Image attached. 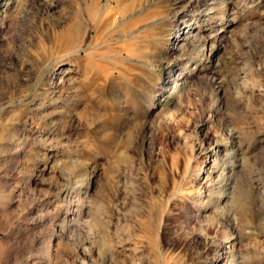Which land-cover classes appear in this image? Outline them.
<instances>
[{"label": "rangeland", "instance_id": "374dc122", "mask_svg": "<svg viewBox=\"0 0 264 264\" xmlns=\"http://www.w3.org/2000/svg\"><path fill=\"white\" fill-rule=\"evenodd\" d=\"M225 249L264 264V0H0V264Z\"/></svg>", "mask_w": 264, "mask_h": 264}, {"label": "bare ground", "instance_id": "6f19581e", "mask_svg": "<svg viewBox=\"0 0 264 264\" xmlns=\"http://www.w3.org/2000/svg\"><path fill=\"white\" fill-rule=\"evenodd\" d=\"M203 21H205V19ZM188 31H189L188 25H183V24L178 25V27L176 28V31L174 32V35L172 37V39H173L172 48H175V44H176V41L178 40V38H180L182 36V34L188 32ZM230 142H231V140H230ZM222 146L223 145H220L219 142H215L214 144H212L209 147L208 151L206 152V161L205 162L208 166V169H210V170L216 169L215 171H216L217 175L224 174L228 167H232V169H233V165H234L233 162L228 163V161H226L224 159V154H225L224 152L226 151L224 148H227L228 146H226V147L225 146L222 147ZM185 163L183 165H185ZM231 163H232V165H231ZM180 164H181V162L175 163V167L178 170V172L182 171V166ZM186 169L189 170V165H187ZM184 173H185V171H184ZM216 185H217L216 182L208 185L210 187H208V190L205 192V196L203 197L202 196L203 193L202 194L200 193L199 195H197L196 199L194 200V201L199 202V200L201 198H203V201L200 200L201 202H199L195 205V210H196V213H198L199 219H204V220L209 219V216L207 215L208 214L207 211L210 208V202L218 204V203H224V202L227 203L229 201V196L224 195L222 192H220L219 189L221 187L219 186L220 188L218 189V187ZM224 193H225V191H224ZM207 204H209V206ZM204 212H207V213L205 214ZM214 247H216V249L217 248L222 249V246H220V243L216 244ZM226 252L227 251L225 249V251L222 253V254H225V256L222 257L221 256L222 254H220L218 258H215L213 260L214 263L217 264L219 261L223 260L224 263H222V264H238V263L231 262V260L228 258L226 259V257H227Z\"/></svg>", "mask_w": 264, "mask_h": 264}]
</instances>
